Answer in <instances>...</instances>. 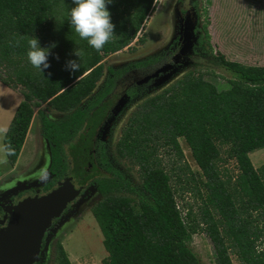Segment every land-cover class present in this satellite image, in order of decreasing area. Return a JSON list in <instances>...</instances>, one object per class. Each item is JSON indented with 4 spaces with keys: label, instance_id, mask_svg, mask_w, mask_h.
Listing matches in <instances>:
<instances>
[{
    "label": "trees",
    "instance_id": "1",
    "mask_svg": "<svg viewBox=\"0 0 264 264\" xmlns=\"http://www.w3.org/2000/svg\"><path fill=\"white\" fill-rule=\"evenodd\" d=\"M156 2L113 0L108 10L115 35L97 52L70 25L72 0H0V69L7 72L0 73V83L13 90L24 88L23 101L3 139V145L10 143L15 150L6 156L11 166L32 117L31 104L68 113L61 122L37 113L51 146L52 168L65 165L63 145L76 139L85 143V124H95L114 79L127 71L108 69L110 77L102 91L80 108L103 76V56L130 46ZM48 33L65 36L58 40L57 47L66 49L60 47L61 54L83 51L80 59L73 58L80 63L79 71L70 67L56 73L35 71L27 58V40L14 46L20 36H35L44 47ZM144 41L141 36L137 43ZM156 62L146 60L134 67L148 68ZM212 63L231 75L226 89H218L202 72L190 71L145 98L128 117L115 152L137 169L140 188L107 160L100 161L108 173L97 182L104 208L95 213V220L107 252L102 264H200L189 247L200 233L211 241L214 264H233L232 256L239 264H264V166L255 169L250 160V154L264 149V66H246L221 56H214ZM180 140L198 170L185 163ZM163 156L171 161L169 171ZM228 161L234 162L235 175L221 167ZM188 196L192 204L186 202ZM53 264H71L59 243Z\"/></svg>",
    "mask_w": 264,
    "mask_h": 264
},
{
    "label": "rangeland",
    "instance_id": "2",
    "mask_svg": "<svg viewBox=\"0 0 264 264\" xmlns=\"http://www.w3.org/2000/svg\"><path fill=\"white\" fill-rule=\"evenodd\" d=\"M150 17H152L153 25L149 27ZM180 18L186 20L182 22V28ZM51 30L54 31L55 28ZM205 33L207 40L204 38ZM141 36L145 38L143 44L137 43ZM136 37L138 39L133 40L130 46L117 53L103 56V76L97 82L92 94L81 103L80 108L94 101L102 91L110 77L108 69L133 70L137 68L134 64L138 62L157 59L152 67L137 69V79H141L144 74L155 72L156 66L159 67V64L163 63L166 53L171 50L177 37L180 41L182 40L183 47L186 40L188 43L191 42L189 48L186 47L185 54H182L187 57V61L182 59L169 62L170 67L153 78V82L147 84L148 81L144 83L146 86L134 90L133 97L126 98L122 107L115 114L112 113L111 120L107 123L103 142L108 165L118 171L132 186L140 188L137 169L129 161L120 159L115 152V144L120 138L128 117L137 104L145 98L159 94L190 71H200L205 74V79L218 89H226L229 86L228 80L231 75L212 63L214 56H221L227 61L246 66H264V0H157L153 11ZM48 38L49 43L44 47L53 43L55 47L50 49L51 54L48 57L50 67L46 69L47 72L56 73L58 69H67L68 61L75 56L74 50L68 54H61L60 47L66 49L64 46L58 48L57 45L60 44L58 40L65 38L64 35L61 37L60 34L55 36V34L48 33ZM197 42L200 43L202 50L199 46L196 47ZM0 73L7 74L3 69H0ZM126 76H121L120 82L115 85L114 92L118 94L122 92L127 81L131 79V76ZM23 90L21 86L13 90L0 83V130L8 129L17 106L23 101L21 94ZM31 109L32 117L25 131L15 164L11 166L5 154L0 152V160H6V163H0V191L13 186L16 182L38 180L39 178L36 177L40 176L49 165L50 157L45 152L48 151L47 143L41 135L42 127L37 115L38 111L44 112L51 122H61L68 116V113L56 112L46 104L38 107L31 104ZM5 134L0 131V145H3ZM180 144L185 163L192 171L198 170L185 142L180 140ZM162 160L165 162L166 170L169 171L171 161L169 162L168 157L164 156ZM250 160L255 169L264 166V149L250 154ZM220 165L231 174H236L233 161ZM9 175L13 178H7ZM91 192L87 201L82 202L74 210L72 216L69 217L71 219L63 223L62 229L50 241L43 264L54 263L57 243L64 248L71 264H102V260L107 257L103 236L95 220V213L104 208L103 200L95 191ZM186 200L189 204L193 203V198L190 196ZM189 247L197 256L200 264H214L213 247L205 234L194 235ZM232 261L233 264H239L234 256H232Z\"/></svg>",
    "mask_w": 264,
    "mask_h": 264
},
{
    "label": "flooded vegetation",
    "instance_id": "3",
    "mask_svg": "<svg viewBox=\"0 0 264 264\" xmlns=\"http://www.w3.org/2000/svg\"><path fill=\"white\" fill-rule=\"evenodd\" d=\"M182 22H186V20L180 18L181 28L183 27ZM179 39L180 38L177 37V40L174 42L171 50L166 53L163 63L159 64V67L156 66L155 70L163 65L170 64L169 62H173L174 58L179 57L178 60L184 59V61H187V57L180 54V50L182 49V40L180 41ZM197 44L198 42L196 43V47ZM137 71V69H129L114 79L113 90L103 100L105 106L103 107L100 115L99 112L97 113V119H94L95 124L94 122L92 125H89L88 123L85 124V131L83 132L86 136L85 143H79L76 139L69 144L63 145L61 155L64 158L61 159V162H65V167L57 165L52 168L51 146L43 137V134H41L47 143L46 148L48 151L45 152H47L50 157L47 169L40 176L36 177L39 178L36 181L24 183L16 182L13 186L4 188L0 191V229L7 226L15 206L27 199L46 196L55 190L58 187V184L63 182L65 179L70 178L74 189L79 191V194L72 201L67 203L66 208L61 213L60 217L52 219L49 228L45 230L40 245L39 262L43 263L45 261L50 241L54 238L57 232L62 229L63 223L70 220L71 218L69 219V217L72 216L74 210H76L82 202L87 201V199L91 196L90 194L92 192L90 191V188H93V191L100 196L97 190V182L99 179L107 177L108 174L100 165L102 158L107 160L103 142L105 139V126L111 120L113 108L122 96L126 95L127 98H131L133 97L131 93H133L134 90L146 86L144 83H137L140 79H137ZM150 74H152V72L144 74L143 77ZM122 75H127L126 77L131 76V79H129V82L127 81V84L123 88L122 92L118 94L117 92H114L115 85L120 82ZM153 80L154 79H150L147 84L153 82ZM95 109L96 107L92 110ZM7 178H13V176L9 175Z\"/></svg>",
    "mask_w": 264,
    "mask_h": 264
},
{
    "label": "water",
    "instance_id": "4",
    "mask_svg": "<svg viewBox=\"0 0 264 264\" xmlns=\"http://www.w3.org/2000/svg\"><path fill=\"white\" fill-rule=\"evenodd\" d=\"M187 41L180 50L181 55L185 54L186 47L189 48L191 42ZM178 58H174L173 61L176 62ZM170 65L158 68L152 74L139 79L137 83L148 82ZM126 98V95L121 97L113 108V114L122 107ZM92 190L93 188H90V191ZM78 194L79 191L74 189L72 180L68 178L60 182L58 187L46 196L27 199L15 206L7 226L0 229V264L38 263L41 240L45 230L49 228L52 219L59 218L67 203Z\"/></svg>",
    "mask_w": 264,
    "mask_h": 264
},
{
    "label": "clouds",
    "instance_id": "5",
    "mask_svg": "<svg viewBox=\"0 0 264 264\" xmlns=\"http://www.w3.org/2000/svg\"><path fill=\"white\" fill-rule=\"evenodd\" d=\"M72 2L74 7H71L69 12L70 25L81 40L87 41L89 46L101 52L104 45L110 42L115 35V25L111 21V14L108 10V5L113 0H72ZM19 40H27V58L34 68L42 73L44 69L50 67L48 57L50 49L55 47L54 43L48 47H41L35 36H20L14 46H19ZM83 54L81 49L74 50V55L79 59ZM68 66L75 71L80 70V63L75 60L68 61ZM0 131L6 133L7 130ZM14 151L10 143L0 145V152H3L5 156L13 155ZM0 163H6V160H0Z\"/></svg>",
    "mask_w": 264,
    "mask_h": 264
},
{
    "label": "bare ground",
    "instance_id": "6",
    "mask_svg": "<svg viewBox=\"0 0 264 264\" xmlns=\"http://www.w3.org/2000/svg\"><path fill=\"white\" fill-rule=\"evenodd\" d=\"M151 20H152V17H150V23H149V25H148L149 27L153 25V23H152Z\"/></svg>",
    "mask_w": 264,
    "mask_h": 264
}]
</instances>
